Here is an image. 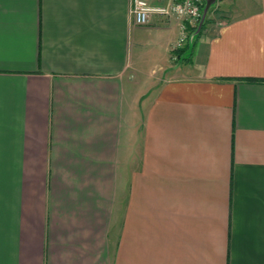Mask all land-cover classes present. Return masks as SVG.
<instances>
[{
	"label": "crops",
	"instance_id": "crops-1",
	"mask_svg": "<svg viewBox=\"0 0 264 264\" xmlns=\"http://www.w3.org/2000/svg\"><path fill=\"white\" fill-rule=\"evenodd\" d=\"M131 3L0 0V264H264V0Z\"/></svg>",
	"mask_w": 264,
	"mask_h": 264
},
{
	"label": "built area",
	"instance_id": "built-area-1",
	"mask_svg": "<svg viewBox=\"0 0 264 264\" xmlns=\"http://www.w3.org/2000/svg\"><path fill=\"white\" fill-rule=\"evenodd\" d=\"M206 0H162L152 4V0H132L130 14L133 25L144 27L150 24L153 16L179 20V38L172 51L180 49L190 36L189 28H197L202 20V8ZM175 60V58H173Z\"/></svg>",
	"mask_w": 264,
	"mask_h": 264
},
{
	"label": "rangeland",
	"instance_id": "rangeland-1",
	"mask_svg": "<svg viewBox=\"0 0 264 264\" xmlns=\"http://www.w3.org/2000/svg\"><path fill=\"white\" fill-rule=\"evenodd\" d=\"M202 28V25H201V27H200V29ZM200 33V32H199ZM200 35V34H199ZM198 35V36H199ZM189 39H190V43L193 41V40H195V38L193 39V37L191 38V36H189V38H188V40H187V42L186 43H189ZM193 39V40H192ZM192 40V41H191ZM144 45H143V49H142V53L146 56V58H145V61H146V63L147 62H149L150 61V59L152 58V53H151V48H150V46L153 44V43H155L154 41H152V40H150L149 39V37H146L145 39H144ZM185 43V44H186ZM152 64V63H151ZM142 67L144 68L143 70H144V72H150L153 68V65H149V64H145V65H142ZM146 87V86H145Z\"/></svg>",
	"mask_w": 264,
	"mask_h": 264
},
{
	"label": "trees",
	"instance_id": "trees-1",
	"mask_svg": "<svg viewBox=\"0 0 264 264\" xmlns=\"http://www.w3.org/2000/svg\"><path fill=\"white\" fill-rule=\"evenodd\" d=\"M189 32H190V36H192V34H194L193 32H195V30H194V28H189ZM198 35H199V32L197 33V35H194L193 36V39L195 38V40H191L192 42H191V47H190V50L192 51L193 50V48L195 47V44H196V41H197V39H198ZM180 50H183V49H178V50H176L174 53H177V55H179L178 53H180ZM176 55V56H177ZM178 57V56H177Z\"/></svg>",
	"mask_w": 264,
	"mask_h": 264
},
{
	"label": "water",
	"instance_id": "water-1",
	"mask_svg": "<svg viewBox=\"0 0 264 264\" xmlns=\"http://www.w3.org/2000/svg\"><path fill=\"white\" fill-rule=\"evenodd\" d=\"M215 1H216V0H206V6H205V8H204V10H203L202 20L204 19V16H205V14H206V12H207V10H208V7H209L210 5H212ZM202 20H201V23L198 25V30H199L200 27H201Z\"/></svg>",
	"mask_w": 264,
	"mask_h": 264
}]
</instances>
